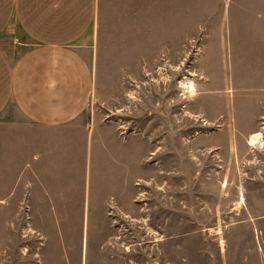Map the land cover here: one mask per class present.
Returning a JSON list of instances; mask_svg holds the SVG:
<instances>
[{
  "label": "rangeland",
  "instance_id": "1",
  "mask_svg": "<svg viewBox=\"0 0 264 264\" xmlns=\"http://www.w3.org/2000/svg\"><path fill=\"white\" fill-rule=\"evenodd\" d=\"M247 3L100 0L81 121L0 123V264H264V45L235 27L264 7Z\"/></svg>",
  "mask_w": 264,
  "mask_h": 264
},
{
  "label": "crops",
  "instance_id": "2",
  "mask_svg": "<svg viewBox=\"0 0 264 264\" xmlns=\"http://www.w3.org/2000/svg\"><path fill=\"white\" fill-rule=\"evenodd\" d=\"M99 15L100 0H0V123L59 130L81 121L95 86ZM235 27L261 31L264 45V11L237 14Z\"/></svg>",
  "mask_w": 264,
  "mask_h": 264
},
{
  "label": "bare ground",
  "instance_id": "3",
  "mask_svg": "<svg viewBox=\"0 0 264 264\" xmlns=\"http://www.w3.org/2000/svg\"><path fill=\"white\" fill-rule=\"evenodd\" d=\"M249 143H250V145H255L256 144V138H251Z\"/></svg>",
  "mask_w": 264,
  "mask_h": 264
}]
</instances>
